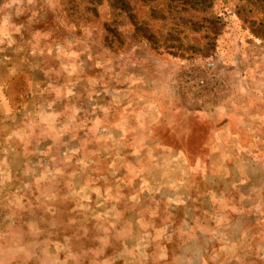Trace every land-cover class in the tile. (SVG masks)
<instances>
[{"label":"rangeland","instance_id":"374dc122","mask_svg":"<svg viewBox=\"0 0 264 264\" xmlns=\"http://www.w3.org/2000/svg\"><path fill=\"white\" fill-rule=\"evenodd\" d=\"M0 264H264V0H0Z\"/></svg>","mask_w":264,"mask_h":264},{"label":"built area","instance_id":"2783aa9c","mask_svg":"<svg viewBox=\"0 0 264 264\" xmlns=\"http://www.w3.org/2000/svg\"><path fill=\"white\" fill-rule=\"evenodd\" d=\"M217 69V64L213 61L206 62L201 68L200 75L196 77L193 82L195 88L194 90L209 91L215 88V81L213 80L215 72Z\"/></svg>","mask_w":264,"mask_h":264},{"label":"crops","instance_id":"0c3cea01","mask_svg":"<svg viewBox=\"0 0 264 264\" xmlns=\"http://www.w3.org/2000/svg\"><path fill=\"white\" fill-rule=\"evenodd\" d=\"M208 54V53H207ZM209 54H211V53H209Z\"/></svg>","mask_w":264,"mask_h":264}]
</instances>
